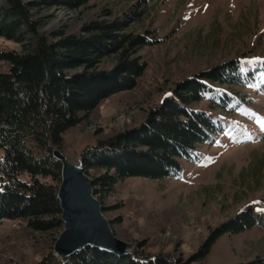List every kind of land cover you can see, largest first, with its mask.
Listing matches in <instances>:
<instances>
[{
	"label": "rangeland",
	"instance_id": "obj_1",
	"mask_svg": "<svg viewBox=\"0 0 264 264\" xmlns=\"http://www.w3.org/2000/svg\"><path fill=\"white\" fill-rule=\"evenodd\" d=\"M144 1L90 0L75 12L60 6L34 13V18L47 20L42 32L66 27L77 33L105 9L116 17L130 10L143 12L142 21L132 26L148 42L138 54L147 67L137 87L103 100L65 131L60 150L80 162L88 147L141 127L181 82L239 61L247 85L208 82L211 91L196 106L219 124L212 140L196 150L199 157L181 160L182 171L173 178L118 180L103 212L120 240L141 244L152 256L173 254L186 261L211 240L202 264L264 258V0ZM12 50L20 52L21 45L0 37V53ZM6 66L0 64V71ZM98 173L91 171L90 178ZM249 210L256 217L253 226L220 231ZM62 231L36 232L26 219L3 220L0 264L41 262L53 252Z\"/></svg>",
	"mask_w": 264,
	"mask_h": 264
},
{
	"label": "trees",
	"instance_id": "obj_2",
	"mask_svg": "<svg viewBox=\"0 0 264 264\" xmlns=\"http://www.w3.org/2000/svg\"><path fill=\"white\" fill-rule=\"evenodd\" d=\"M89 2L0 3V37L21 45L20 52L0 53V64L7 65L0 71V223L26 219L27 226L36 232L62 229L57 199L61 164L53 157V149H60L64 132L86 119L103 100L136 88L146 71L147 65L138 54L147 39L132 31V26L142 21L139 9L121 17L105 9L77 33H69L66 27L41 32L47 20L34 18L35 12L53 7L79 11ZM104 63L112 67L101 68ZM244 78L236 60L196 74L163 98L141 127L88 147L80 162L89 177L91 171L99 172L92 178L96 198L103 205L114 184L127 177L179 175L181 160L197 159L196 150L219 131L218 122L196 107L211 91L208 82L247 85ZM254 223L256 217L249 210L229 220L220 231L240 232ZM210 245L211 240L186 261L173 254L152 256L137 244L130 256L87 248L68 263L57 261L50 253L37 264H202ZM245 264H264V258Z\"/></svg>",
	"mask_w": 264,
	"mask_h": 264
},
{
	"label": "water",
	"instance_id": "obj_3",
	"mask_svg": "<svg viewBox=\"0 0 264 264\" xmlns=\"http://www.w3.org/2000/svg\"><path fill=\"white\" fill-rule=\"evenodd\" d=\"M53 157L61 164V182L57 199L62 211L63 231L52 255L68 263L76 253L87 248L98 249L112 256H130L136 245L120 240L105 217L103 205L96 198L93 179L86 174L82 162H76L60 149Z\"/></svg>",
	"mask_w": 264,
	"mask_h": 264
}]
</instances>
